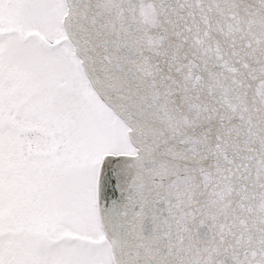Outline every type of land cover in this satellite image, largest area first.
<instances>
[{"label": "snow or ice", "instance_id": "6c2138e0", "mask_svg": "<svg viewBox=\"0 0 264 264\" xmlns=\"http://www.w3.org/2000/svg\"><path fill=\"white\" fill-rule=\"evenodd\" d=\"M0 264H264V0H0Z\"/></svg>", "mask_w": 264, "mask_h": 264}]
</instances>
